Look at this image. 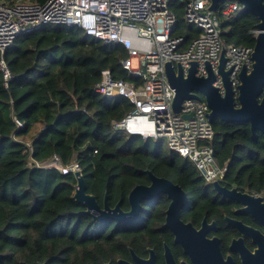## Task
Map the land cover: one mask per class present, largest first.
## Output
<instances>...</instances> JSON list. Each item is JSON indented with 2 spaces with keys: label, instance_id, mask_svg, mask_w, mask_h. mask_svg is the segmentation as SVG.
Here are the masks:
<instances>
[{
  "label": "trees",
  "instance_id": "trees-1",
  "mask_svg": "<svg viewBox=\"0 0 264 264\" xmlns=\"http://www.w3.org/2000/svg\"><path fill=\"white\" fill-rule=\"evenodd\" d=\"M0 1L13 4L17 0ZM30 1L44 4L47 0ZM170 9L175 15L174 36L183 37L187 47L200 30L187 23L184 3H171ZM257 23L258 18L246 12L223 19L224 45L253 48ZM127 55L121 45L104 44L78 27L62 25L18 36L0 53V61L11 73L5 86L0 71L3 264L114 262L128 256V246L134 247L139 218L146 219L143 225L147 229L141 230L142 234L160 226L164 219L167 201L162 199L158 205L142 206L134 220L93 221L73 198L74 172L29 166L31 159L42 163L57 155L63 165L76 161L86 192L94 195L100 206L106 196L110 207L120 202L128 211L132 188L150 184L146 170L180 185L199 206V195L207 184L195 165L169 149L162 138L143 139L114 131L113 122L123 119L134 106L125 98L109 99L94 90L105 69L115 79L134 80L120 63ZM212 125L215 158L227 166L222 181L251 191L264 190V134L253 133L249 123L217 119Z\"/></svg>",
  "mask_w": 264,
  "mask_h": 264
},
{
  "label": "built area",
  "instance_id": "built-area-1",
  "mask_svg": "<svg viewBox=\"0 0 264 264\" xmlns=\"http://www.w3.org/2000/svg\"><path fill=\"white\" fill-rule=\"evenodd\" d=\"M174 2L185 4L187 23L200 30L199 37L187 47L183 37L174 36L175 15L170 9ZM209 5L210 0H47L44 4L0 1V53L11 47L18 36L49 25L78 27L104 44L121 45L128 55L120 63L134 80L115 79L105 69L94 86L96 93L109 99L125 98L134 106L123 119L113 122L114 131L143 139L162 138L169 149L190 160L206 182L222 181L227 166L219 164L211 147L215 132L207 102L204 98L186 99L181 112L174 113V92L165 74L168 61L180 63L185 74L195 61L197 76H207L208 62L216 75L214 86L223 94L224 81L218 65L225 48V69H231L229 78L237 94L239 73L244 67L252 68L253 48L224 45L222 21L243 12L242 5L237 0H226L215 12ZM258 32L253 31L254 35ZM0 71L7 86L11 73L3 60ZM263 96L264 90L260 99ZM16 124L23 127L17 120ZM28 165L60 172L80 170L76 161L63 165L57 155L42 163L31 159Z\"/></svg>",
  "mask_w": 264,
  "mask_h": 264
},
{
  "label": "water",
  "instance_id": "water-1",
  "mask_svg": "<svg viewBox=\"0 0 264 264\" xmlns=\"http://www.w3.org/2000/svg\"><path fill=\"white\" fill-rule=\"evenodd\" d=\"M226 0H210L209 9L217 11ZM242 5V11L252 13L258 18L255 35V44L252 52L253 64L251 70L245 67L239 73L240 84L235 93L229 74L231 69H225V48L221 52L218 72L224 81V93L214 86L216 75L210 64L206 63L207 76H197L198 63L191 62L187 74L184 73L180 63L176 65L168 61L165 63V74L168 84L174 92L173 112H181L182 103L186 99L204 98L209 106L208 118L211 122L219 119L224 123H249L253 133L260 131L264 134V96L260 99L264 90V0H237ZM191 118L192 115H184ZM150 179L149 185H136L128 195L129 210L125 211L118 202L110 207L107 197L103 206L97 202L94 195L86 192V183L80 170L75 171L77 183L74 186L73 198L84 207L82 213L90 216L93 221L106 223L114 220L118 223L137 219L145 201H156L162 195L171 199L167 210L166 226L174 234L175 243L179 244L189 256L192 264H232L231 259H224L219 245L215 240H209L206 236L193 229L190 224H184L179 219L181 209L189 205L186 193L180 185L170 180L158 177L152 171L146 170ZM215 186L219 189V184ZM235 191V190H233ZM132 256L135 257L131 250ZM167 264H177L170 249L166 246ZM5 255L0 253V264H3ZM137 260V259H136ZM142 261V260H140ZM119 264H131L123 260ZM141 264V262H139ZM21 264H27L21 262ZM46 264V263H40ZM111 264V263H108ZM142 264H156L154 252L151 251L150 259ZM181 264H188L181 262Z\"/></svg>",
  "mask_w": 264,
  "mask_h": 264
},
{
  "label": "flooded vegetation",
  "instance_id": "flooded-vegetation-1",
  "mask_svg": "<svg viewBox=\"0 0 264 264\" xmlns=\"http://www.w3.org/2000/svg\"><path fill=\"white\" fill-rule=\"evenodd\" d=\"M216 182L219 184V189L215 186ZM206 184L207 188L199 195V206L196 200L183 190L189 205L179 212L180 221L190 224L207 239L215 240L223 258L225 260L230 258L232 264H264V190L251 191L223 181L206 182ZM162 199L167 201V205L163 211L164 219L161 225L150 228L148 234H142L141 230L147 229L143 225L146 219L139 218L138 224L134 227V247L128 246V256L119 257L114 262L109 260L105 264H119V260L131 264L146 263L150 259L151 251L154 252L156 264H167L166 246L177 264L181 262L192 264L183 248L175 243L171 229L166 226L171 199L162 195L156 201L143 202L142 206L149 203L158 205ZM155 207L151 206V208ZM131 250L135 257L132 256Z\"/></svg>",
  "mask_w": 264,
  "mask_h": 264
},
{
  "label": "rangeland",
  "instance_id": "rangeland-1",
  "mask_svg": "<svg viewBox=\"0 0 264 264\" xmlns=\"http://www.w3.org/2000/svg\"><path fill=\"white\" fill-rule=\"evenodd\" d=\"M22 1H30V0H22ZM134 65H136V61L134 60L133 61Z\"/></svg>",
  "mask_w": 264,
  "mask_h": 264
}]
</instances>
